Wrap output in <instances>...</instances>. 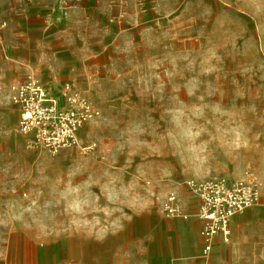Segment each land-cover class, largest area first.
I'll return each mask as SVG.
<instances>
[{"label": "rangeland", "instance_id": "rangeland-1", "mask_svg": "<svg viewBox=\"0 0 264 264\" xmlns=\"http://www.w3.org/2000/svg\"><path fill=\"white\" fill-rule=\"evenodd\" d=\"M32 70L99 109L81 147L17 130L8 89ZM214 176L264 196V0H0V264L131 255L169 192Z\"/></svg>", "mask_w": 264, "mask_h": 264}, {"label": "built area", "instance_id": "built-area-1", "mask_svg": "<svg viewBox=\"0 0 264 264\" xmlns=\"http://www.w3.org/2000/svg\"><path fill=\"white\" fill-rule=\"evenodd\" d=\"M9 98L19 112L17 130L28 137L31 146L51 154L64 148L81 147L80 129L100 115L99 109L69 83L62 86L58 96L53 95L34 72L10 87ZM184 185L197 198L196 216L202 239L198 259L201 261L208 260L216 237L228 238L230 222L236 215L252 208H259L264 215V196L253 178L232 180L214 176L188 179ZM161 209L168 218L184 215L176 191L162 199Z\"/></svg>", "mask_w": 264, "mask_h": 264}, {"label": "crops", "instance_id": "crops-1", "mask_svg": "<svg viewBox=\"0 0 264 264\" xmlns=\"http://www.w3.org/2000/svg\"><path fill=\"white\" fill-rule=\"evenodd\" d=\"M31 72L47 86L39 73ZM185 193V202L180 200L184 215L168 218L163 214L156 218L151 231L144 236L142 248L135 253L130 255L129 249L113 251L107 245L90 244L84 251L79 246L73 264H264V215L259 208L236 215L230 222L228 238L216 237L208 260L198 259L202 239L196 216L197 198L188 190ZM98 238L101 236L97 234H79L78 241L100 242Z\"/></svg>", "mask_w": 264, "mask_h": 264}]
</instances>
